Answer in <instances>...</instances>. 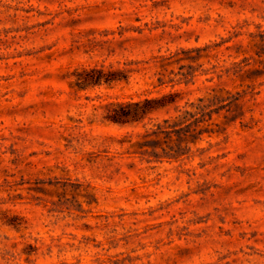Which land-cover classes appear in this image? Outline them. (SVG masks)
Here are the masks:
<instances>
[{"label":"rangeland","instance_id":"rangeland-1","mask_svg":"<svg viewBox=\"0 0 264 264\" xmlns=\"http://www.w3.org/2000/svg\"><path fill=\"white\" fill-rule=\"evenodd\" d=\"M0 264H264V0H0Z\"/></svg>","mask_w":264,"mask_h":264},{"label":"trees","instance_id":"trees-1","mask_svg":"<svg viewBox=\"0 0 264 264\" xmlns=\"http://www.w3.org/2000/svg\"><path fill=\"white\" fill-rule=\"evenodd\" d=\"M85 78L80 82L81 86H97L103 83H111L116 80L115 77L105 73L103 70L94 68L90 71L85 70ZM176 94L170 93L163 95L160 98H145L140 101H132L129 103H118L115 105V111L110 115L109 119L115 123L119 124H136L143 122L155 111L167 107L176 102ZM203 101L202 99L200 102ZM193 106V105H192ZM199 112L194 113L190 110H185L182 115L178 117L176 124L168 126L165 129L162 124L158 125V130L155 131L159 133L175 134L177 140L179 141L177 145H170V151H173V157H180L181 155L187 153V147H183L184 142H197L200 136L208 130L209 127L205 125L209 120L212 119L214 113L217 111L215 109L209 110V105H199ZM169 123V120L165 121V125ZM179 127V129H177ZM152 132V133H155ZM151 133V134H152ZM150 135V134H147ZM160 135V134H159ZM158 135V136H159ZM170 135H168L169 137ZM142 146H148L144 144Z\"/></svg>","mask_w":264,"mask_h":264}]
</instances>
